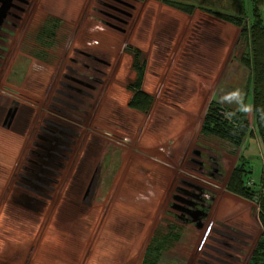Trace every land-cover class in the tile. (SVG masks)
<instances>
[{
  "label": "rangeland",
  "instance_id": "obj_1",
  "mask_svg": "<svg viewBox=\"0 0 264 264\" xmlns=\"http://www.w3.org/2000/svg\"><path fill=\"white\" fill-rule=\"evenodd\" d=\"M173 1L192 3L194 11L186 14L164 0H9L8 15L0 30V91L13 97L27 93L26 79L37 70L51 68L78 29L84 34V49L95 58L88 60V64L70 59L66 83L57 91V98L51 100L55 104L53 109L65 117L85 114L89 105L96 102L98 89L110 80L107 88L122 110L133 119H149V137L154 143H163L159 152L165 173L156 179L144 176L141 183L132 186L134 203L128 211L136 225L131 240L114 245L98 239L92 229L97 222V208L113 195L121 170L126 167L122 143L109 145L97 157L87 178L80 181V191L78 188L79 193L76 192L85 212L80 217L87 216V224L78 228L81 233L75 239L79 249L72 248L71 254H65L69 250L65 247L66 235L51 220L49 206L54 189L60 190L65 184V167L76 131L59 118L44 120L40 133L33 135L35 139L26 157L14 166L24 143L23 133H13L20 107L14 102L4 106L0 101L3 107L0 108V264H141L147 245L154 244L162 245L153 264H182L183 249L192 248V244L197 247V264H231L224 251L235 253L234 249L221 244L222 252L210 250L209 238L217 228L234 237L223 238L225 242L244 248L247 237L212 222V217H207L194 239V227L178 222L175 218L178 212L170 206L179 179L185 178L215 191L214 208H247L249 211L240 212V217L246 220L248 215L255 216L257 210L255 199L246 200L224 189L239 154L248 163L254 189H259L264 168V150L254 129L250 97L245 96L249 71L239 60L246 51L245 43L239 38L238 27L199 8L236 14L235 0ZM92 4L97 8L90 9ZM33 5L37 10L26 15ZM244 7L248 14L245 22L249 23L251 0H245ZM259 11L264 19V3ZM84 49H71L69 53L84 55ZM133 62L142 66L141 90L151 97L144 111L127 105L133 94L130 84L136 77ZM174 68L180 82L179 95L173 87ZM211 101L228 106L245 104L252 135L240 147L200 133ZM125 140L123 136L121 141ZM193 149L202 152L210 149L222 158L224 173L219 172V178L212 180L193 171L196 168L190 162L195 158ZM137 172L140 175L141 170ZM145 203L151 206L143 209ZM112 209L108 225L115 217L119 218V213ZM25 210L37 219H25ZM122 233L127 235L125 230ZM250 244L242 251V257L250 250ZM117 248L123 251L116 259Z\"/></svg>",
  "mask_w": 264,
  "mask_h": 264
},
{
  "label": "bare ground",
  "instance_id": "obj_2",
  "mask_svg": "<svg viewBox=\"0 0 264 264\" xmlns=\"http://www.w3.org/2000/svg\"><path fill=\"white\" fill-rule=\"evenodd\" d=\"M37 8L36 5L31 6L28 8L26 15L34 13ZM91 8L96 9L97 6H93L92 4L90 9ZM40 10L39 12H42ZM10 22H13V20H10ZM14 31L13 29V32ZM72 35L71 40L68 41V45L66 47L64 46L60 55L58 54L59 57L51 68L37 70L26 79L24 83L27 86V93L19 94L18 97H13L0 91V101L4 106L6 104L18 103L20 107L19 117H17L18 125L14 127L16 129H13V133H23L22 139L24 143L21 144V152L16 158L14 166L20 164L22 159L26 157L25 153L27 149H29L30 143L35 139L33 135L35 136L40 133V128L43 126L44 120H50L51 117L59 118L74 127L76 131L74 144L71 147L72 149L67 158L65 167V176L63 177L65 184L60 190L54 189L51 201L52 205L49 206L51 211L49 216L51 220L53 223L60 225L58 229L61 233L66 235L65 241L67 243H65V247L69 250L65 252V254H71L70 250L72 248L75 250L78 248L75 238L79 237L78 235L81 232L78 228H80L79 226L81 224L86 222L85 219L87 218V216L85 219L80 217L82 213L85 214L83 208L79 204L76 192L80 186V181L85 177L87 178L89 170L95 163L97 157L102 155L109 145L117 144V142L122 143L126 158V167L121 170L122 175L120 176L119 182H117L113 195L109 196V199L107 201L105 200V202L97 208V222L92 229L95 230L94 235L98 239L107 240V242H112L114 245H118L119 241H121L122 244H126L125 242L131 240V233L136 225L134 217L129 213L133 206L132 190L134 187L132 188V186L137 182L141 183V178L144 176L146 178L153 177L156 179L162 178L165 173L163 160H161L162 155L159 152L163 143L160 141L154 143L152 142V138L149 137V119H133L128 116L122 110L116 98L112 97L109 93L107 87L111 85L110 80L104 83L105 85L103 84L104 86H101V89H98L96 102L93 105H89L85 114L65 117L63 116L64 114L60 115L59 112L53 109L55 104H53L51 100L57 98V91L62 89V85L66 83L65 77L69 73L68 68L71 66L70 59L78 60L81 64H88V60H91L92 57L95 58V55H92L91 52L84 49V34L77 29ZM14 40V38L13 40L11 38V43H14ZM71 49L78 51L84 49L82 51L84 55H70L69 51ZM177 68L173 69L174 78L176 77L173 87L177 95H179L180 82H178ZM1 105L0 108H3ZM159 120L163 122L162 119ZM123 136L126 139L125 141H121ZM139 169L141 170L140 175H138L139 173L137 172ZM153 201L157 204L156 199H153ZM143 205L144 204H138L139 207ZM150 206V204L145 203L143 209L149 208ZM27 207H29V205H26L25 208L27 209ZM111 208L119 213V218L115 217L112 222H109L110 225H108L107 218ZM23 214L24 218L30 221H35L37 219L36 217L34 219V216L27 210H25ZM124 230L127 232V235H123L122 232ZM83 247L85 248L86 246ZM114 251L116 252L114 256L117 259L118 255L123 250L117 248Z\"/></svg>",
  "mask_w": 264,
  "mask_h": 264
},
{
  "label": "trees",
  "instance_id": "obj_3",
  "mask_svg": "<svg viewBox=\"0 0 264 264\" xmlns=\"http://www.w3.org/2000/svg\"><path fill=\"white\" fill-rule=\"evenodd\" d=\"M164 1L186 14H191L194 11L195 6L192 3L173 0ZM244 3L245 0H235L236 14H228L201 6L199 8L219 20L239 28V38L244 41L246 48L239 60L249 71L245 96L250 97L254 129L264 150V19L259 11V7L263 5L264 0H251L249 23L245 22L248 14ZM133 66L136 77L130 84L133 94L127 105L131 109L144 111L149 106L151 97L141 90L142 66L136 62H133ZM245 107L243 103L236 106H230L229 104L228 106L211 101L203 116L200 133L229 142L234 147H240L243 140L252 135ZM250 172L251 170L243 154H239L235 165L224 182V189L246 200H256L257 216L262 233L250 254L248 264H264V168L259 177V189H254V186L248 184ZM159 245L162 244L146 247L141 264H153V260L157 256V250L160 248Z\"/></svg>",
  "mask_w": 264,
  "mask_h": 264
},
{
  "label": "flooded vegetation",
  "instance_id": "obj_4",
  "mask_svg": "<svg viewBox=\"0 0 264 264\" xmlns=\"http://www.w3.org/2000/svg\"><path fill=\"white\" fill-rule=\"evenodd\" d=\"M9 6V0L2 1V5L0 6V8H2L3 13L5 14L0 24V30L2 24L5 22L6 16L8 15ZM192 154L195 156V158H191L190 162L196 166L193 171L201 174L203 177L216 180L219 178V172H221L222 174L224 173L223 166L220 162L222 158H218L210 149H205L204 152H202L201 150L193 149ZM229 174L227 175V178ZM179 183L180 184L175 187V194L172 195V199L174 201L170 203V206L172 209L178 212V214H175V218L178 222L182 224H192L188 222L197 218L196 214L199 210H210L216 198V193L212 188L207 187L204 184L196 183L189 179L180 178ZM206 219L207 215L203 219L202 227L204 226ZM221 225L227 227V230H232L235 233H242L239 229L229 225L228 222H223L221 223ZM209 229L211 230L212 228L210 227ZM225 237L234 239V237H232V235L226 231H220L218 228L216 229V231L214 230L213 234L209 238V240H211L212 242V244L209 245L210 250L217 253L222 252L219 245H228V243L223 240V238ZM202 243H204V241ZM226 252L227 250L224 251V253ZM182 260V264H184V259L182 258Z\"/></svg>",
  "mask_w": 264,
  "mask_h": 264
},
{
  "label": "crops",
  "instance_id": "obj_5",
  "mask_svg": "<svg viewBox=\"0 0 264 264\" xmlns=\"http://www.w3.org/2000/svg\"><path fill=\"white\" fill-rule=\"evenodd\" d=\"M226 50L227 49L225 47V51ZM261 145H262V143H261ZM216 199L217 198H215L214 203L217 201ZM224 208L225 207L214 208L213 206H211L210 210L207 211V217H212V222H218V223L228 222L229 225H231L232 227L239 229L242 232L241 234L244 237H247V241H244V243H243L244 248H241L240 246H232V245L228 244V247L234 249L236 252L233 253L231 251H227L226 253H227V256L230 258V260L232 261L231 264H248L250 254H251L256 242L258 241V239L260 238L261 233H262V228L260 226L258 216H257V210L255 212V216L253 215V217H252V216L248 215V218L246 220V219L240 217V214L244 213L245 210L249 211V209L245 208V209H242L243 210L242 211V210H239V208H237V207H230V208H225V209ZM252 209H254V208H252ZM241 211H242V213H240ZM224 216H226V217H224ZM224 218L226 220H224ZM190 226L194 227L193 228L194 237H196L194 239H197L199 236L198 233H200L201 228L198 229L192 224H186V227H190ZM248 240H250V241H248ZM248 242L251 243L249 246L250 250L248 252H246L244 257H242L241 256V254H243L242 251L248 247V245H247ZM196 249H197V247L193 246V244H192V248L189 249L186 246V248L183 249L182 258L184 259V264H197L198 263V258L196 256H194L196 254L195 253ZM233 261H235L236 263H233Z\"/></svg>",
  "mask_w": 264,
  "mask_h": 264
},
{
  "label": "water",
  "instance_id": "obj_6",
  "mask_svg": "<svg viewBox=\"0 0 264 264\" xmlns=\"http://www.w3.org/2000/svg\"><path fill=\"white\" fill-rule=\"evenodd\" d=\"M3 10L2 8H0V24L2 22V18L4 17ZM207 215V211H203V210H199L196 214L197 218L190 220L188 223H192L194 224V226L198 229H200L203 225V219L205 218V216Z\"/></svg>",
  "mask_w": 264,
  "mask_h": 264
},
{
  "label": "built area",
  "instance_id": "obj_7",
  "mask_svg": "<svg viewBox=\"0 0 264 264\" xmlns=\"http://www.w3.org/2000/svg\"><path fill=\"white\" fill-rule=\"evenodd\" d=\"M249 185L254 184L253 181L250 179V181L248 182Z\"/></svg>",
  "mask_w": 264,
  "mask_h": 264
}]
</instances>
